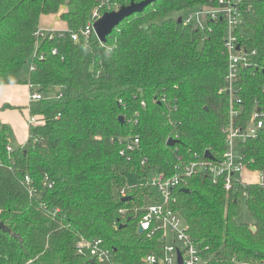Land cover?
I'll use <instances>...</instances> for the list:
<instances>
[{"label":"trees","instance_id":"1","mask_svg":"<svg viewBox=\"0 0 264 264\" xmlns=\"http://www.w3.org/2000/svg\"><path fill=\"white\" fill-rule=\"evenodd\" d=\"M132 1L142 0H0V84H34L43 94L31 100L37 122L25 146L7 150L13 128L0 119V264H96L77 253L79 232L102 238L118 263L142 264L162 250L159 233L138 230L137 208L156 198L150 174L175 173L178 157L226 151L224 24L202 30L177 16L210 0H155L106 42L85 34L96 12ZM246 4L237 35L258 50V67L243 73L242 120L264 106V0ZM55 14L67 28L37 37L42 17ZM241 149L261 181L228 192L198 175L173 193L205 264H264V130Z\"/></svg>","mask_w":264,"mask_h":264},{"label":"built area","instance_id":"2","mask_svg":"<svg viewBox=\"0 0 264 264\" xmlns=\"http://www.w3.org/2000/svg\"><path fill=\"white\" fill-rule=\"evenodd\" d=\"M249 1L210 0L208 3L186 10L182 15V22L185 25H192L197 29L204 30L209 27L212 20H222L224 24V45L228 64L225 75L226 84L221 87L219 93L227 96L229 101L230 119L225 128L227 148L219 159L206 157L185 160L178 157L175 173L171 175L158 173L157 177L149 180V184L159 190V195H156L154 201L137 208V211H142L138 220V230L141 227L143 233L146 232L149 236L156 232L159 233L162 250L145 255L142 264H205L199 244L188 232L184 217L172 207L173 193L186 178L198 175L210 176L213 182L221 183L228 192L239 191L240 185L248 184L243 178V172L250 169L243 157L242 142L258 138L264 130V106L258 105L246 120H242L240 114L242 111L240 105L243 100L240 95L243 73L248 68L258 67L257 62L253 60V56L257 55L258 50L249 49L239 41L237 35V30L244 20L245 10L250 9L251 5L246 4ZM102 14L98 12L94 14L93 19L85 28L86 35L96 34L94 23ZM46 34L47 30L42 28L35 32L37 37H44ZM72 37L74 40L79 38L76 33H73ZM31 89V100L43 98L42 92L34 84H31ZM31 121L36 123L37 117L32 115L29 118L30 123ZM139 142L140 139L135 137L128 143V148L132 149ZM13 148L12 143L7 145L9 152ZM121 153L124 154V150ZM3 164L4 159L0 155V166ZM26 179L30 180L29 177ZM121 194L124 197L127 196L124 190ZM57 211H59L58 208L55 209L54 214ZM76 250L78 254L94 259L96 264H123L115 260L112 248L107 246L102 238H90L83 232L78 233Z\"/></svg>","mask_w":264,"mask_h":264},{"label":"crops","instance_id":"3","mask_svg":"<svg viewBox=\"0 0 264 264\" xmlns=\"http://www.w3.org/2000/svg\"><path fill=\"white\" fill-rule=\"evenodd\" d=\"M41 28L65 30L67 25L57 14L44 15ZM31 91L29 83L0 84V119L13 128L14 146H25L29 138Z\"/></svg>","mask_w":264,"mask_h":264},{"label":"water","instance_id":"4","mask_svg":"<svg viewBox=\"0 0 264 264\" xmlns=\"http://www.w3.org/2000/svg\"><path fill=\"white\" fill-rule=\"evenodd\" d=\"M155 0H142L139 2L132 1L129 4L122 5L118 9H114L111 11H106L100 16L94 23V29L98 40L100 42H106L108 35L114 30V28L125 18L133 13L143 11L149 4L154 2ZM179 22H182V16L179 17ZM239 48V46H238ZM120 120H124V116H120ZM169 145H175L177 143L176 139L170 138L168 140ZM207 158H213V154L210 151L206 152ZM0 228H6L5 223L0 222ZM255 230V226L251 227ZM139 232H143V229L140 227ZM180 263H181V257ZM94 263L95 260L92 259Z\"/></svg>","mask_w":264,"mask_h":264},{"label":"rangeland","instance_id":"5","mask_svg":"<svg viewBox=\"0 0 264 264\" xmlns=\"http://www.w3.org/2000/svg\"><path fill=\"white\" fill-rule=\"evenodd\" d=\"M184 14H185V12H180L177 14V16L184 15ZM57 90H59V88ZM31 123H35V122L31 121ZM157 176H158V173L154 172V173L150 174L149 180H151L153 177H157ZM243 178L248 183H256V182L260 181L261 176H260V173L255 171V170H245L243 172ZM128 180H129V182H133L136 180V176L133 173H130L128 176ZM154 191H155L156 195L158 196L159 190L157 188H154Z\"/></svg>","mask_w":264,"mask_h":264}]
</instances>
